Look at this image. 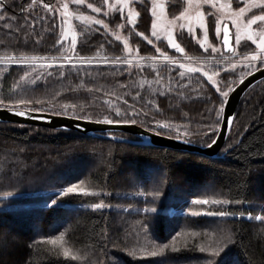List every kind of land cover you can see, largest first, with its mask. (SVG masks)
I'll return each instance as SVG.
<instances>
[{"label":"trees","instance_id":"16d2710c","mask_svg":"<svg viewBox=\"0 0 264 264\" xmlns=\"http://www.w3.org/2000/svg\"><path fill=\"white\" fill-rule=\"evenodd\" d=\"M57 1L7 0V17L0 21V57L58 55L61 20L44 7L47 4L52 9ZM138 6L136 24L132 30L124 28V33L137 47V54L143 55L155 51L145 41L149 14L144 4ZM176 7H169V13L175 14ZM101 18L110 27L123 22L118 12ZM74 25V53L78 56H123L124 43L102 26L76 21ZM183 40L179 38L183 47L191 46L189 50L184 47L188 55L195 59L206 55L190 40ZM113 60L109 57L106 64L58 66L0 63V107L101 122L107 117L114 123H133L165 136L207 145L220 125L226 97L221 93H228L229 83H238L240 78L237 71L223 70L225 64L218 67L214 62L197 70L181 63L145 60L130 69L121 62L125 60L115 64ZM214 66L222 73L210 74ZM47 101L57 106L40 109V105L49 104ZM125 166H131L129 174L139 189H159L162 204L155 214L131 209L122 222L126 229H118V225L112 229L117 217L114 209L93 205L102 199L106 206L114 205L121 199L115 193L121 191L119 175ZM150 171L153 178L145 180ZM84 179L95 190L105 192L104 196L61 195L65 187ZM196 188L201 189L202 197L228 202L222 209L230 213L223 220L224 229L211 227L212 217L189 220L180 211L168 214L170 208L188 209L189 201L197 197ZM41 191L47 193L4 202L0 199V207L7 202L20 203L0 208V264H186L197 259L200 262L195 264H264V231L258 232L264 229V219L244 217L258 208L264 213V79L239 101L216 157L0 122V193ZM146 200L131 204V208L145 207ZM86 205L88 209L83 210ZM139 226H144L148 242L156 246L158 255L148 258L138 251L139 247L132 246L133 239L131 243L126 239L133 238ZM10 229L18 231L16 243L2 236L15 235ZM184 233H209L213 241L207 246L214 247L215 253L198 250L199 244L205 245L200 237L182 245L170 242ZM134 238L135 243H142V237ZM71 249L84 252L87 258L73 260L71 254H64Z\"/></svg>","mask_w":264,"mask_h":264},{"label":"rangeland","instance_id":"374dc122","mask_svg":"<svg viewBox=\"0 0 264 264\" xmlns=\"http://www.w3.org/2000/svg\"><path fill=\"white\" fill-rule=\"evenodd\" d=\"M89 1L94 2L96 5ZM64 4L68 5L67 10L64 9L63 7ZM89 4L92 5V8L88 7ZM138 4H144V7L146 8L149 14L150 26L147 34L148 37L147 39H145V41L149 43V40H151L152 43L149 44L151 45V47L153 46L155 51L143 55L137 54L138 53L137 47L128 41L129 37L126 36L127 34L124 33V28H129V30H132L138 20L139 9H140ZM154 4L156 5L155 8L153 7ZM113 5H115V7ZM174 5L177 6L176 7L177 12L175 14H171L169 13V7ZM252 5L255 6L252 7ZM246 6H248L250 10L246 11L243 14L242 19L246 20L248 18H251L253 15H261L262 13H264V2H262V0H209V2H205V0H143V3H141L140 0H107V2H105V0H101V3L97 0H83L82 4H76L74 0H58L51 7L55 12V14L57 15V17L59 18V20H61V25H60L61 38H60L59 54L48 57L37 56V58H20V59L15 58L14 56H4V57H0V63L15 64V65L35 64L42 66H47V65L58 66L65 64L94 65V64H104V63L106 64L109 57H113L114 59L119 57L120 60L122 59L128 61L126 63L128 64V67L130 69L136 65L138 66L140 62L144 63L143 61L145 60H154L153 62L161 61V62H171V63L174 62L177 64L181 63L183 65L190 67L191 69L196 68L197 70H203L202 69L203 66H208L210 63L214 62L215 63L214 65H218V67L219 65L225 64L227 67H224L223 70L227 69L232 72L237 71L240 74L238 76L240 78H238L239 80L238 79L237 80L240 81L244 76H246L250 72L264 66L260 63V58H264V53H261L260 49L257 48L255 44H252L251 41H247L246 37L241 41L240 46H237L235 44L236 28L234 27L233 16L236 13H238L239 8H244ZM94 8H100V11L95 12L93 10ZM82 9L85 10L83 11ZM153 11L156 12V15H153ZM114 12H118L120 14V16L123 19V22L114 27L107 26V28L104 27V25L106 24L103 22V24H100V26H102L104 30L109 32L110 35L114 36V38L119 36L118 40L124 43L123 56L121 55H113L106 57L105 56L100 57L99 55L78 56L76 53H74L75 51L74 46L71 43L73 36H75L76 38L77 35L75 31L74 22L76 21L85 24H95V20L97 19L102 21V18L100 19L101 15L107 16L110 13H114ZM129 12H132L134 14L132 17L134 23L132 24L128 23ZM201 15L203 16V25H204L203 28L200 26V22H199V17ZM81 16L85 17V19H80L79 17ZM225 23L229 24L231 37H232L231 44L233 46V52H232L233 54L228 56L225 55V53L223 52V46L221 43L222 27ZM154 24H155V28H153ZM180 25H184L185 27L181 29ZM189 25L193 29V34L195 38H193L192 35H189L188 32ZM218 25L220 27L219 33L217 32ZM253 28L255 29L256 26L253 25ZM153 31H156V33L160 36L159 40H157L152 35ZM169 31H171V33L177 39L178 42H179V38H181L178 34L181 31H183L182 39H185L183 41L186 42V40L187 41L190 40L193 47L200 49V51H203V53H205L206 55L201 56L202 54H200V56H197L196 59L188 55L185 50L191 48L190 45L184 46L186 49L181 45L184 51L182 53L177 52L175 49L171 48L167 44V36ZM125 43H127L128 45V50L125 49ZM157 43L158 44L160 43L161 47H157L156 46ZM244 45H247V47H245ZM157 48L160 49L159 52L157 51ZM213 48H216L217 51L213 52L212 51ZM252 52H256L258 57L260 58H258L257 61L254 62L253 67L246 68L245 65L248 63V61L244 57L245 55H250ZM89 59L91 60V63L87 62ZM211 70L214 71L210 73V74L213 73V75L222 73V70L218 69L215 66L214 68H211ZM180 71L182 72L183 70L180 69ZM229 84L230 85L228 86V89L230 88L231 90L237 83L234 84L229 83ZM47 102H49L48 105H40L39 108L42 110H51V108L57 106L55 104L51 105V101H47ZM60 110H64V107L61 106ZM171 126L173 127L174 125ZM130 168L131 166H125L121 168V172L119 175V179H122V184L120 187L121 191L115 193V195L119 197L121 196V199H118L116 201V204L114 205L112 203V204H107L106 206V203H104V199L94 204V205L100 204L102 205L101 207L114 209L115 216H117L114 217V221H116L117 223L115 222L116 225H113L114 227H112V229L116 228L117 225H118V229H122V227L124 226V225L122 226V222L124 223V216H126L131 209L139 210V211L146 210L155 214L162 204L163 194L160 193L159 189L156 188L155 190H152L153 188H149L146 191H144L142 187H140L139 189L138 183L135 182V179L129 174ZM84 169L85 167H83V169L80 170H82L83 172ZM147 173H152V171ZM152 175L153 173L150 175L148 174L145 180L148 181L151 180L153 178ZM74 185H76L77 191L73 193H67V195L68 194L70 196L82 195L84 197L95 198V196L103 197L105 193L103 191L95 190L94 187L89 185V182L86 181L85 179L75 183ZM68 187H65L63 191L66 190ZM203 188H206V186H203L202 189ZM81 189H83V191H81ZM194 191L197 197H194L189 201L190 207L188 209L185 210L183 207L170 208L167 211L168 214L172 215L177 211H180L181 215L185 214L186 216L185 218L189 219L190 217L189 220H198V218L200 217H212L210 218V220L212 221V224H210V226L215 227L216 229H224L226 226L224 225L223 220L228 218L230 216V213L225 212L222 209L227 207L229 204L228 203L225 204L224 201L220 199H210L208 197L207 198L202 197V195L200 194L201 193L200 188H196L194 189ZM46 193L47 192L44 191L33 192V193L2 192L0 193V199L4 202V201H8L9 199H18L27 196H39V194L44 195ZM56 193H58V191ZM135 199L137 201H134ZM143 199H147L146 200L147 205L145 207H143L144 205L143 204L140 207L133 206L131 208V204L137 203L138 201L143 202ZM193 201H201V202L193 203ZM203 201H207V203H202ZM19 204H20L19 202H15L14 204L9 205V202H7L3 206L17 207ZM88 207L89 206L86 205L83 208V210L85 209L87 210ZM260 209L261 208L256 209L254 213H247L245 214L244 217L248 220L253 219L254 221H261L256 219V217H264V213H262ZM220 213H226V215L221 216ZM123 228L126 229L125 226ZM261 230L264 231V229L261 228L258 229V232L260 234H261ZM11 231L15 235H12V233L11 234L6 233L2 236L3 238H7L9 243H13V242L16 243L18 240L17 236H19L18 231L17 230H16L17 232L14 230ZM137 231H138L137 233L136 232L134 233L135 236L134 235L133 236L142 237L143 240L146 242L142 240V243L141 242L135 243L136 239L134 237L133 238H131V236L127 237L126 239L127 240L130 239V243L132 242L131 239H133L132 246L134 244L133 246L134 248L136 246L139 247L140 250L138 251L145 252L144 255L147 256L148 258L154 257L156 254L158 255L160 252L154 250L156 246L148 242L150 239L145 234L146 231L144 226H139V229ZM196 237L202 238V240H204L203 243L205 244V245H200V244L198 245L199 251L203 249V251L207 250L209 252L215 253L216 250L214 247L207 246V244L213 241V236H211L209 233L207 234L202 233L200 235H198V233H187V234L184 233V234H180L176 240L171 239L170 242H172L173 244L175 243L176 245H182V244H186L188 241L190 242L194 241ZM173 247L174 248L172 249L174 251L177 250V248H175V245ZM64 254L66 255L71 254L72 255L71 258H73V260H82L87 258L84 252H79L73 249H71L70 251L69 250L64 251ZM197 260L195 262L189 261L186 264L199 263L200 261ZM15 263H17V261Z\"/></svg>","mask_w":264,"mask_h":264},{"label":"water","instance_id":"95a60500","mask_svg":"<svg viewBox=\"0 0 264 264\" xmlns=\"http://www.w3.org/2000/svg\"><path fill=\"white\" fill-rule=\"evenodd\" d=\"M227 26L229 29V44L226 46L223 43V28ZM232 37L229 24L225 23L222 27L221 43L224 53H232L233 46L231 44ZM264 79V66L257 68L244 76L228 93L226 96L218 131L214 137L215 143H209L211 146L198 145L187 141L185 139L165 136L156 132L147 130L139 125L133 123H112L107 124L101 121H92L81 119L72 116L51 114L41 111H31L23 109L0 107V122L34 125L46 127L56 130L75 131L85 136L102 138L116 142H131L140 143L144 145H152L156 147H165L186 151L195 154L206 155L209 157H216L218 152L225 143L229 128L231 127L233 117L238 106L239 101L245 92L257 82ZM12 109V111H9ZM17 112H25L26 115H18ZM113 133L128 134L136 139H128L124 136L114 135Z\"/></svg>","mask_w":264,"mask_h":264},{"label":"snow or ice","instance_id":"6c2138e0","mask_svg":"<svg viewBox=\"0 0 264 264\" xmlns=\"http://www.w3.org/2000/svg\"><path fill=\"white\" fill-rule=\"evenodd\" d=\"M74 2L76 4H82L83 0H74ZM105 2H107V0H105ZM141 3H143V0H140ZM205 2H209V0H205ZM262 2H264V0H262ZM7 5V0H0V21L5 20V18L7 17V13L4 11ZM115 7V5H113ZM255 5H252V7H254ZM45 8L49 9V10H53L50 8L49 5H45ZM64 9L67 10L68 5L64 4L63 5ZM89 8H92V5L89 4L88 5ZM153 7L155 8L156 5L154 4ZM162 7V6H161ZM95 12H99L100 8H94L93 9ZM250 8L248 6L244 7V8H239L238 13H236L233 16V22H234V27L236 28V33H235V44L237 46L241 45V41L243 39H247V41H251L252 44H255L257 46V48L260 49L261 53H264V13H262L261 15H253L251 18L248 19H242L243 14L246 11H249ZM122 11V9H121ZM67 14V13H66ZM133 13L129 12L128 14V23L132 24L134 23L132 17H133ZM153 15H156V12L153 11ZM80 19H85V17L81 16L79 17ZM10 19H14V17L10 18ZM91 19V18H88ZM199 22H200V26L203 28V16L201 15L199 17ZM259 22V23H257ZM95 24H103V21L97 19L95 20ZM253 25L256 26V28H253ZM123 26V25H121ZM6 27H10V25H6ZM105 28H107V25H104ZM185 26L184 25H180V28L183 29ZM153 28H155V24L153 25ZM220 31V27L219 25L217 26V32L219 33ZM188 32L189 35H192L193 38H195L194 34H193V29L192 27L189 25L188 27ZM142 35V34H141ZM152 35L159 40L160 36L156 33V31H153ZM181 38H183V31H181L178 34ZM223 36H224V40L223 43L224 45H228L229 44V29L228 27L225 25L223 28ZM117 39H119V36L116 37ZM206 38V36H205ZM145 39H147V37H145ZM59 43V41H58ZM72 45L75 46L76 44V38L75 36H73L72 41H71ZM149 43H152L151 40H149ZM167 44L175 49L177 52H183L184 49L181 47V44L177 41V39L173 36V34L171 33V31H169L168 36H167ZM245 47H247V45H244ZM125 49L128 50V45L127 43H125ZM157 51L159 52L160 49L157 48ZM213 52L217 51L216 48L212 49ZM248 63L245 65L246 68H251L254 66V62L257 61L258 55L256 52H252L250 55H245L244 57ZM117 60H120L119 57L115 58L112 63L115 64ZM88 63H91V60L89 59L87 61ZM121 62H128V61H121ZM260 63L262 65H264V58H260ZM181 67H183V65H181ZM193 71H195V69H193ZM61 75H63V72H61ZM181 75H183V73H181ZM207 75V74H206ZM39 78V77H37ZM209 79L211 80V77H209ZM217 91H220L219 89H217ZM222 96H227L228 93L227 92H223L221 93ZM2 103V102H0ZM9 111H12V109H9ZM16 114L18 115H26L27 113L25 112H17ZM217 115H219V112L217 113ZM85 119H88V117H84ZM105 123L107 124H112L113 121L111 119H108L107 117H105L104 120ZM212 143H215V141L213 140ZM208 146H211V144H209ZM77 191V187L76 185H72L70 187H68L66 190H64V192L61 193V195L67 194V193H73ZM81 191H83V189H81ZM201 201H193V203H200ZM202 203H207V201H203ZM225 204H227V201H224ZM102 205L100 204H96L93 205V207L95 208H100ZM221 216H225L226 213H220ZM257 220H262L264 219V217H256ZM161 251H163V248L160 249ZM203 250V249H202Z\"/></svg>","mask_w":264,"mask_h":264}]
</instances>
